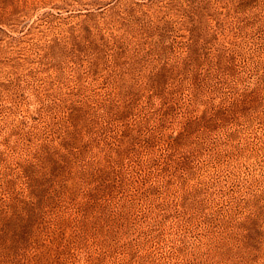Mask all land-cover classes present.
<instances>
[{"label":"rangeland","instance_id":"374dc122","mask_svg":"<svg viewBox=\"0 0 264 264\" xmlns=\"http://www.w3.org/2000/svg\"><path fill=\"white\" fill-rule=\"evenodd\" d=\"M0 264H264V0H0Z\"/></svg>","mask_w":264,"mask_h":264}]
</instances>
